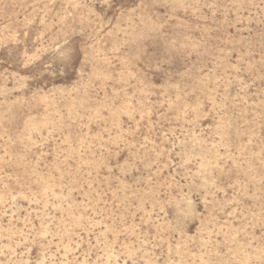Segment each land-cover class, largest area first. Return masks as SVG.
Segmentation results:
<instances>
[{"label": "rangeland", "instance_id": "374dc122", "mask_svg": "<svg viewBox=\"0 0 264 264\" xmlns=\"http://www.w3.org/2000/svg\"><path fill=\"white\" fill-rule=\"evenodd\" d=\"M0 264H264V0H0Z\"/></svg>", "mask_w": 264, "mask_h": 264}]
</instances>
